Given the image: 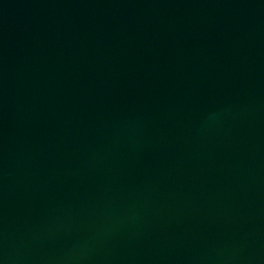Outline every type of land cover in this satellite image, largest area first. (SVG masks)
I'll list each match as a JSON object with an SVG mask.
<instances>
[{
  "label": "water",
  "instance_id": "water-1",
  "mask_svg": "<svg viewBox=\"0 0 264 264\" xmlns=\"http://www.w3.org/2000/svg\"><path fill=\"white\" fill-rule=\"evenodd\" d=\"M0 264H264V0H0Z\"/></svg>",
  "mask_w": 264,
  "mask_h": 264
}]
</instances>
